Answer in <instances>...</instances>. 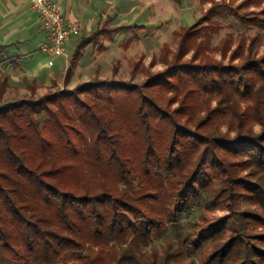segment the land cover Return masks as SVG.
I'll use <instances>...</instances> for the list:
<instances>
[{
  "label": "trees",
  "instance_id": "16d2710c",
  "mask_svg": "<svg viewBox=\"0 0 264 264\" xmlns=\"http://www.w3.org/2000/svg\"><path fill=\"white\" fill-rule=\"evenodd\" d=\"M199 28L180 29L175 53L196 45L199 65L172 66L142 87L89 82L0 106V264H120L119 247L141 256L183 221L192 230L178 235L182 247L210 253L201 264H264V55L240 68L208 65L203 44L192 41ZM117 31L104 24L84 36L65 83L84 49L103 52L102 39ZM157 88L184 93L180 105L168 111L142 91ZM225 89L249 102L219 101L235 135L208 130L218 108L192 129L200 92ZM200 210L208 224L191 225ZM211 210L228 216L208 220Z\"/></svg>",
  "mask_w": 264,
  "mask_h": 264
},
{
  "label": "rangeland",
  "instance_id": "374dc122",
  "mask_svg": "<svg viewBox=\"0 0 264 264\" xmlns=\"http://www.w3.org/2000/svg\"><path fill=\"white\" fill-rule=\"evenodd\" d=\"M95 1H97L96 6L99 12L94 13L89 10L85 14V17L92 16L91 18L95 21L91 31H95L104 24L107 28H118V31L113 34L111 41L109 38L102 39L103 52H99V48L94 45H88L79 59L78 66L72 68L75 72L71 78L69 77L68 82L52 85L49 93L58 95L63 91L75 92L78 86L85 83L101 81L142 87L149 76L166 71L172 66L179 68L191 66V64L199 65L203 63L200 58H193L192 49L196 45L189 46L186 55L178 56L177 59L175 57L180 41L178 32L181 28L189 27L197 21L200 28L196 32L197 37L194 36L192 41L195 44H203L205 50L203 55L209 60L208 65L219 63L224 67L240 68L247 60L259 59L264 55V23L246 22L244 24L238 19V16L250 18L254 15L255 18L264 22V0H249L250 3L242 6L241 9L238 7L247 0ZM70 3L74 7L77 6V0H71ZM83 36L82 32L80 36L72 38L67 43L66 52L69 57L73 55ZM238 49L240 51L237 54L235 51ZM234 54L236 56H233ZM32 55L37 56L31 63L22 59L19 66L29 69L45 61V58L46 61L52 60V57L41 55L37 51ZM2 58L0 53V60ZM63 66L64 58L56 59L54 69L57 72L60 70V74L64 73ZM113 69H116V73H113ZM193 85H189L185 90L193 89L195 87ZM142 91L145 96L153 97L160 105L169 103L168 111L176 109L184 97L183 93L174 98L170 90L160 88ZM230 91L225 89L223 94L215 91L200 92L201 95L195 101L197 107L191 113L193 115V122L190 124L192 129H195L197 121L195 118L203 119L208 115V111L218 108L216 114L211 117L208 130L215 133L216 131L227 133L233 137L235 126L229 124L232 121L231 109L226 108L228 103L220 104L219 101L227 100L240 109L248 107L249 102L238 93ZM40 92L43 94L45 91ZM193 92H189L188 98L192 97L190 100L195 99ZM21 96L23 95H18L16 98ZM2 105L3 103L0 102V106ZM130 110H125V116L129 115ZM260 131V126L254 125L253 132ZM201 210L188 219L191 225L208 224L201 221ZM227 216L228 213L224 210H211L208 220H221ZM182 226L179 232L170 229L166 236L153 239L152 243L144 248L141 256L129 246L119 247L117 258L120 259V264H201L210 253L207 250H201L198 254L192 255L183 248L179 243L178 235L185 236L191 232L192 228L186 224V221L182 222Z\"/></svg>",
  "mask_w": 264,
  "mask_h": 264
},
{
  "label": "crops",
  "instance_id": "0c3cea01",
  "mask_svg": "<svg viewBox=\"0 0 264 264\" xmlns=\"http://www.w3.org/2000/svg\"><path fill=\"white\" fill-rule=\"evenodd\" d=\"M51 1L61 7L66 22L78 21L82 23L81 33L83 32L84 36H89L94 32V30L91 31V28L92 25L95 26V21L91 18L92 16L85 17V14L89 10L94 13L99 12L98 6H96L97 1L77 0L76 7L72 6L71 0ZM89 19H93L91 23L87 22ZM45 40V32L41 29L37 15L30 9L28 0H0V53L3 56L0 60V102L5 104L31 96L41 97L51 90L49 88L52 85L65 83L66 71L71 68L72 57L67 54L66 47V57H63V74H60V70L57 72L54 69L56 59L62 57H52L51 61L48 59L46 61L45 58V61L29 69L19 66L22 59L31 63L37 56L32 55L35 51L41 55H47L40 50ZM71 72L70 78L75 70L73 69ZM41 90L45 92L41 94ZM18 95L23 96L16 98Z\"/></svg>",
  "mask_w": 264,
  "mask_h": 264
},
{
  "label": "built area",
  "instance_id": "2783aa9c",
  "mask_svg": "<svg viewBox=\"0 0 264 264\" xmlns=\"http://www.w3.org/2000/svg\"><path fill=\"white\" fill-rule=\"evenodd\" d=\"M30 9L37 15L46 40L41 45V52L50 57H66V44L81 33L82 23L66 22L61 7L51 0H28ZM92 22V19L87 21Z\"/></svg>",
  "mask_w": 264,
  "mask_h": 264
}]
</instances>
